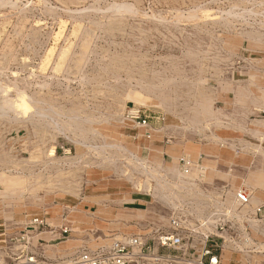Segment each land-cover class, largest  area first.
Masks as SVG:
<instances>
[{
	"label": "rangeland",
	"instance_id": "rangeland-1",
	"mask_svg": "<svg viewBox=\"0 0 264 264\" xmlns=\"http://www.w3.org/2000/svg\"><path fill=\"white\" fill-rule=\"evenodd\" d=\"M263 15L264 0H0V264H16L12 245L25 241L18 229L33 230L29 220H42L38 229L47 218L71 228L66 205L83 194L105 200V210L118 215L122 205L108 206L112 198L141 203L129 205L137 210L125 214V228L98 232L107 226L102 212L87 232L49 243L73 239L66 252L86 240L137 234L144 255L159 256L149 264H173L165 257L174 254L170 241L161 246L154 238L177 234L183 245L197 238L204 194L229 183L203 181L186 155L177 162L162 151L150 158L149 145L168 144L160 132L208 138L216 127L244 132L243 124L263 119L261 131L246 134L257 137L256 150L264 147V91L256 81L264 76ZM143 129L155 133L138 134ZM222 137H239L244 150L254 144L242 134ZM240 158L247 163L249 156ZM220 170L237 178L235 187L247 171L236 177L231 166ZM258 204L261 218L264 199ZM182 251L199 254L198 246ZM223 251L231 253L226 264H264L262 248L239 256Z\"/></svg>",
	"mask_w": 264,
	"mask_h": 264
},
{
	"label": "crops",
	"instance_id": "crops-1",
	"mask_svg": "<svg viewBox=\"0 0 264 264\" xmlns=\"http://www.w3.org/2000/svg\"><path fill=\"white\" fill-rule=\"evenodd\" d=\"M257 84L261 86V91H264V76L261 77V79H257ZM248 89L252 92H256L255 89L251 85L247 86ZM260 97V95L258 96ZM262 99H264V95L261 94ZM260 97V98H261ZM259 98V99H260ZM257 101L259 103L260 100H253V102ZM253 102L249 101L247 102V112L246 113H252L254 110V105ZM223 104H230L229 102H223ZM264 106V105H262ZM234 106L232 105V108ZM264 109V108H262ZM245 111V110H244ZM238 114V113H237ZM239 115V114H238ZM237 115V119H239V116ZM244 117V116H243ZM242 117V118H243ZM263 119H254L248 122L247 125H242V129L244 132H240V128L236 127V129L230 125L227 127H216V129H213V135L208 136V138H204L201 136L199 133L195 132H185L181 133L180 131L170 133L167 131L166 133L160 132L164 137H167V142L168 144L165 146H156V145H149L152 147V149L149 150L151 154L153 155L150 158H156V155L154 153H162L164 155H167L172 161L171 162H177V159L181 157L182 155H186V163L188 166H191L193 168L194 166L199 167V170L203 172L202 180L206 182H212L213 180L217 181H225L229 184H226L227 187L230 190V194H232L238 187H235L232 185V181L237 179V178H230L229 174H226L224 171L220 170V168H227V167H232V170L237 173L236 177H238V172L243 170H247L246 173L244 174L243 177H238L239 180H241V187L245 188L248 192L252 193L253 199L259 200V199H264V147L262 149H255L256 148V141L257 137H250L247 133H250V131L254 132V135H256L255 130L261 131L262 130V125H260V122H262ZM142 132V133H141ZM151 136L152 134L155 133L154 130L146 131V130H140L138 134H148ZM239 134L246 135L250 139L254 141V144L251 145L250 143L247 148L241 149L239 146V137H232L226 139L225 137L222 136H238ZM145 136V135H144ZM216 136L217 138L213 137ZM261 143V142H260ZM264 144V142L262 143ZM263 146V145H262ZM257 152H260V154H256ZM248 154L249 159L247 163L243 160H241V155L242 154ZM157 160V159H155ZM149 161V160H147ZM151 162V160L149 161ZM196 162H200L201 164H195ZM157 164L163 163L161 160L154 162ZM230 180V181H229ZM224 185V184H223ZM117 189V188H115ZM77 201L74 202L72 205L67 204L66 206H71V211L68 213L67 218H70V215L72 218H74L73 223L71 225V229L73 232L71 234H76L77 232L81 231H86L91 229L95 224H97V219L98 215L100 213H104L107 218V226H99L98 225V232H102L105 230L109 231H115V230H120L121 227H123V222L127 220L125 217H127L128 212H132L133 210H137L134 206H129V205H136L141 203V201L137 197H121V198H112L110 200L109 205H114L120 207L122 205L121 209L117 208L119 210V215L113 214L110 211L105 210V200L103 199H98L95 198L96 196L92 195H87L83 194L82 196H74ZM133 199V201H131ZM130 200V201H128ZM98 203H102L103 205L97 206V209L93 211L92 207L90 206L91 204L98 205ZM61 208L64 209V211H61ZM68 207H65L62 205V207H57L59 212L61 211L62 213H65V209L67 210ZM69 211V210H68ZM133 211V212H135ZM121 212V214H120ZM125 219V220H124ZM48 221L50 219L47 218ZM77 220L78 223H77ZM72 221V220H71ZM123 221V222H122ZM51 222V221H50ZM137 222V221H136ZM135 222V223H136ZM52 223V222H51ZM75 224V225H74ZM94 224L92 227H89L88 225ZM123 224V225H122ZM137 225H139V222H137ZM88 226V227H87ZM126 225H124V228ZM138 227V226H136ZM251 235L253 239L259 243L264 245V234H261L257 231L251 232ZM45 239H48V236H44ZM262 238V241L260 239ZM51 240V239H50ZM48 240V242H50ZM35 239L33 240V242ZM51 244V243H50ZM56 244V243H55ZM75 244V241L68 240L67 242H60L56 245L57 248L63 249V246H69ZM49 246L43 247L42 249L49 250ZM38 249H36L37 251ZM238 256L240 255L239 253H236ZM236 255V256H237ZM233 256V260L236 258L239 260V257ZM231 253L229 251H222L221 252V260L220 264H226L225 262L229 259L230 260ZM236 264V263H235ZM243 264V263H242Z\"/></svg>",
	"mask_w": 264,
	"mask_h": 264
},
{
	"label": "built area",
	"instance_id": "built-area-1",
	"mask_svg": "<svg viewBox=\"0 0 264 264\" xmlns=\"http://www.w3.org/2000/svg\"><path fill=\"white\" fill-rule=\"evenodd\" d=\"M134 114H136V112ZM144 123L145 122L143 121V124ZM240 194V192H237V198L239 199L237 201L245 203L243 196ZM250 207L252 208L251 203ZM250 207L249 211H251ZM257 211L259 212L260 210L257 209L256 212ZM219 214H221V212H217V216L212 219V221L214 222L213 226L215 232L217 231V229H219L221 232L231 229L229 225H227L226 230L223 228L226 223L222 220L219 221ZM171 223L173 225V228L177 226V221L173 220ZM28 224H34L33 230H37L40 225H44V222L35 218L29 220ZM45 225L46 227H50L47 222H45ZM201 226L203 225H201L199 222L196 228L193 230L194 233H192L193 236L197 237L198 239L192 237L190 242H186L185 245H183L181 242L182 237L178 236L177 234L170 236L160 235L159 237L154 238L152 242L157 243L161 246H168V244L170 243V245L173 247L174 254H170L165 257L169 262L173 264H219L221 249L225 240L223 237L218 236L215 232L212 233L210 231H207L205 234H198V231L195 232V230L201 231ZM59 228L60 231H58V235L52 238L50 241L62 237L63 233H70L69 227L61 225L58 227V230ZM231 231L232 232H230V236L226 242H232L233 246L237 247L238 244H243L242 240L239 239L240 236L235 234L233 229ZM112 236L114 237L112 238ZM21 239L25 240V237L22 236ZM166 241L170 242L166 243ZM143 245L144 243L142 241V238L137 234L121 235L119 233H116L113 235L110 234L107 239H102L94 245L89 244L88 240H86L71 252H56L54 255H50L49 253L46 254V252H44L42 248H38L37 252L32 255V257H34V260L31 259V255L27 257L28 249L19 248V250L15 252L16 255H14L15 258L13 259V261H15L16 264H149L157 261L159 259V256H157V252L148 250L146 255H144V253L142 252ZM186 245L190 246V248L198 246L199 254L196 256H194L193 254L188 255L185 251H182L183 246L186 247ZM179 252L182 253L180 254ZM30 253L31 252H29V254Z\"/></svg>",
	"mask_w": 264,
	"mask_h": 264
},
{
	"label": "bare ground",
	"instance_id": "bare-ground-1",
	"mask_svg": "<svg viewBox=\"0 0 264 264\" xmlns=\"http://www.w3.org/2000/svg\"><path fill=\"white\" fill-rule=\"evenodd\" d=\"M243 11H245V10H243ZM234 19H235V17H234ZM259 36L257 35L256 37L259 38ZM255 39H257V38H255ZM66 52H67V50L63 51L62 55H64ZM129 113L134 114L135 110L131 109V110H129ZM130 121L136 123L133 120H130ZM136 124L139 127H144L143 124H138V123H136ZM192 187H194V186H192ZM237 192L241 193L240 195L243 196L245 203L237 201V200H239L237 198ZM166 195H167V193H166ZM166 195L162 196V198L167 199V196H169V195H167V196ZM226 197H228V198H226ZM204 198H205L204 199V208H206V210L205 211L201 210L202 215H201L200 219H198V222H200V224L203 226H201V229L199 228L201 231L195 230V232L198 231L197 232L198 234L199 233L205 234L207 231L214 233L215 232L214 226H213L214 222L212 221V219L217 216L216 215L217 212H219V213L221 212V214L218 215L219 221H221V220L223 222L227 221L229 223L228 225L230 226V228L233 229L235 234L240 236L239 239L242 240V243H243V244H238V247L233 246L232 242H229V243L226 242L230 236V234L227 233L228 230L222 231V232L216 231L215 233L218 236L223 237L225 240L223 247L221 249V252L226 248H232L234 251H236L237 253H240V254L249 253V252L254 251V249H258V248H262L264 250V245L257 243L251 235V232H254V231H257L261 234H264V210L262 212L261 218H258L256 216V206L259 205L258 204L259 200L253 199L251 192H248L245 188L240 186L232 194H230V190L227 187V185H222L221 187L215 188L212 191H206V195L204 194ZM172 203H174V202H172ZM250 203L252 205V208L250 207ZM193 205H196V203L195 204L193 203ZM249 207L251 208V211H249ZM190 209H191V207H190ZM196 210H197V208L196 209L193 208V211H196ZM171 217L175 218V219H179L180 224L181 223L183 224L184 222L186 223L185 220H181L180 216L176 215L174 212H172ZM46 222L49 224L50 227L33 230L31 232L26 231L24 233H23V230L18 229L17 231L19 232V235H23L25 237L26 241H24L18 247L16 245H12L13 249H11V251L13 250V254L16 255L15 252L18 251L19 248L28 249L27 257L31 255V259L34 260V257H32V255H34L37 252L36 249H38V248H43V247L45 248V247L49 246L50 247L49 250H46V249H42V250L44 252H46V254L49 253L50 255H54L56 252H63V251H61V249L56 247V245L58 243L50 244L48 242V240H50V239H52L58 235V231H60V228L58 230V228L55 227L53 225V223H51L48 220H46ZM71 232H72V229L70 228V233ZM45 235L48 236V239L44 238ZM34 239H35V241L33 242ZM39 240H42L44 243H40ZM64 241H66V240H64ZM64 241H61V242H64ZM79 245L80 244H78L76 247H72L71 249H68V251H66V252H71V251L75 250ZM239 245L241 248H239ZM242 247H246V250ZM29 248H30V250H29ZM237 248H239V249L236 250ZM29 252H31V253L29 254ZM220 260H221V257H220Z\"/></svg>",
	"mask_w": 264,
	"mask_h": 264
}]
</instances>
